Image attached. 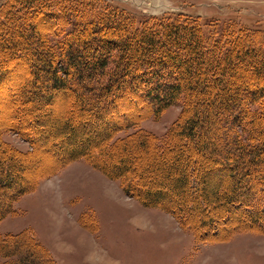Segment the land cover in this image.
<instances>
[{
  "label": "trees",
  "instance_id": "obj_1",
  "mask_svg": "<svg viewBox=\"0 0 264 264\" xmlns=\"http://www.w3.org/2000/svg\"><path fill=\"white\" fill-rule=\"evenodd\" d=\"M17 65L23 74L9 88L11 119L0 133L19 135L53 165L24 182L16 166L24 155L0 140V220L42 175L83 158L194 235L218 224L220 233H264L261 31L184 15L136 18L103 0H5L0 81ZM177 101L161 135L135 127ZM0 264L56 262L24 228L0 234Z\"/></svg>",
  "mask_w": 264,
  "mask_h": 264
},
{
  "label": "rangeland",
  "instance_id": "obj_2",
  "mask_svg": "<svg viewBox=\"0 0 264 264\" xmlns=\"http://www.w3.org/2000/svg\"><path fill=\"white\" fill-rule=\"evenodd\" d=\"M103 1L136 18L184 15L200 23L230 24L264 34V0ZM22 74L23 65H17L0 81L1 123L11 119L9 88ZM52 98L57 104L53 110L61 114L64 96L57 93ZM120 107L132 110L127 104ZM179 110L177 101L156 116L147 114L135 127L159 136ZM0 140L24 155L16 163L24 168L19 174L24 182L53 165L46 152L31 154L28 143L13 132L1 131ZM7 209L0 234L31 230L56 264H264V233H220L226 226L218 224L206 235H194L170 214L144 207L124 194L118 180L106 177L83 158L42 175L34 190L16 197Z\"/></svg>",
  "mask_w": 264,
  "mask_h": 264
}]
</instances>
